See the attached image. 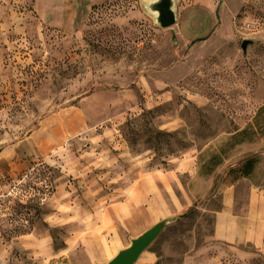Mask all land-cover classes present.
<instances>
[{
    "label": "rangeland",
    "instance_id": "374dc122",
    "mask_svg": "<svg viewBox=\"0 0 264 264\" xmlns=\"http://www.w3.org/2000/svg\"><path fill=\"white\" fill-rule=\"evenodd\" d=\"M151 1L0 0V264H106L162 220L135 264H264L214 235L264 185V0H176L167 29Z\"/></svg>",
    "mask_w": 264,
    "mask_h": 264
},
{
    "label": "crops",
    "instance_id": "0c3cea01",
    "mask_svg": "<svg viewBox=\"0 0 264 264\" xmlns=\"http://www.w3.org/2000/svg\"><path fill=\"white\" fill-rule=\"evenodd\" d=\"M255 131L256 129L253 128ZM251 128L241 127L231 134L233 138H241L244 134L249 135ZM248 141H242L245 145ZM213 150L206 146L200 155L205 156L200 162V171H204L209 177V172L213 169L212 158ZM212 155V156H210ZM258 156H250L243 160L239 166L240 180L248 181L255 176L258 163H255L252 171L245 174L241 169L248 160L256 159ZM202 168V169H201ZM199 171V170H198ZM247 199L243 207H236L235 197L232 190H227L224 194L223 205L220 211L215 214L214 235L221 242L240 245L251 244L264 255V185L253 184L250 182Z\"/></svg>",
    "mask_w": 264,
    "mask_h": 264
},
{
    "label": "water",
    "instance_id": "95a60500",
    "mask_svg": "<svg viewBox=\"0 0 264 264\" xmlns=\"http://www.w3.org/2000/svg\"><path fill=\"white\" fill-rule=\"evenodd\" d=\"M149 14L156 21V24L167 29L177 23L176 0H153L145 5ZM251 42L244 40L241 43V50L246 54L247 46ZM168 225V221L162 220L154 224L150 229L130 241V245L120 250L106 264H135L140 256L156 241Z\"/></svg>",
    "mask_w": 264,
    "mask_h": 264
},
{
    "label": "trees",
    "instance_id": "16d2710c",
    "mask_svg": "<svg viewBox=\"0 0 264 264\" xmlns=\"http://www.w3.org/2000/svg\"><path fill=\"white\" fill-rule=\"evenodd\" d=\"M255 163H256L255 158L254 159H250L246 163H244V165H243V167L241 169L242 174L243 173L247 174L250 171H252L253 166H254Z\"/></svg>",
    "mask_w": 264,
    "mask_h": 264
}]
</instances>
